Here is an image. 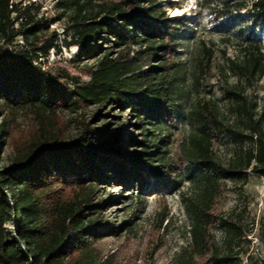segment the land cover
Returning a JSON list of instances; mask_svg holds the SVG:
<instances>
[{"label": "trees", "instance_id": "16d2710c", "mask_svg": "<svg viewBox=\"0 0 264 264\" xmlns=\"http://www.w3.org/2000/svg\"><path fill=\"white\" fill-rule=\"evenodd\" d=\"M11 1L0 0V153L5 140L14 148L10 165L0 168V264H87L91 240L130 232L138 213L134 208L120 225L106 220L107 202L115 199L92 200L94 184L120 183L123 191L136 183L138 203L149 177L158 181L159 191L174 185L166 147L168 127L178 120L175 37L183 31L181 19L157 9L156 0H59L78 50L70 65L51 74L40 65L56 48L55 38L39 35L49 22L36 18L32 5L21 10ZM202 1L216 19L245 10L264 28V0ZM17 37L23 44H14ZM237 48V56L223 66L237 81L221 86L224 109L207 100L192 112L196 126L184 155L201 178L196 195L183 199L189 244L173 264H240L237 248L245 231L216 215L215 205L222 181L244 185L249 173L264 178V112L247 93L264 77V45L241 32ZM90 58L95 62L89 65ZM78 101L114 105L125 118L111 115L118 120L113 132L86 125L74 139H64L54 131L57 114ZM21 110L35 122L22 140L14 128ZM222 136L233 147L225 164L213 151ZM7 222L10 233L3 230ZM213 224L224 235L221 243L211 233Z\"/></svg>", "mask_w": 264, "mask_h": 264}, {"label": "rangeland", "instance_id": "374dc122", "mask_svg": "<svg viewBox=\"0 0 264 264\" xmlns=\"http://www.w3.org/2000/svg\"><path fill=\"white\" fill-rule=\"evenodd\" d=\"M58 2L59 0L11 1L21 10L32 5L31 13L36 18L42 17L49 22L48 28H43L39 35L43 39L55 38L56 48L40 59V65L51 74L58 73L61 66L70 65L78 50L77 45H71L75 39L70 18L58 10ZM213 4L219 3L214 1ZM155 6L168 17L180 18L178 26L183 30L175 37L178 44L176 61L179 66L178 78L175 80L178 120L175 125L168 127L170 138L166 147V157L175 174L174 185L171 189L159 191L155 187L158 181L149 177L138 203L134 200L135 193L138 192L136 183L123 191L120 183L94 184L90 189L92 200L115 199L107 202L106 211L103 212L106 220L120 225L130 218L134 208H137L138 213L132 221L130 232L123 229L118 235L92 239L87 264H173L180 250L188 246L189 234L183 199L196 195L201 178L199 168L188 164L184 155L196 126V118L192 112L207 100L216 101L220 109H224L226 100L221 86L225 80L231 85L237 81L236 77L223 73V66L226 60L237 56L241 32L264 45V28L256 25L251 12L244 10L233 13L228 19H216L202 0H156ZM14 44H23L21 38L17 37ZM86 45L94 47L91 43ZM94 62L95 58L85 61L89 65ZM87 80V77L81 79L82 82ZM247 93L255 96L264 112V77L253 88H248ZM3 115L4 109L0 102V122ZM111 115L118 116L120 121L125 118L114 105L101 107L78 101L57 114L54 131L68 140L74 139L86 125L91 128L107 126L113 132L118 120L111 118ZM14 123L15 132L20 135L21 140L29 138L34 130L33 115L28 110H21ZM126 151L131 153L132 148L129 147ZM213 151L225 164L232 156L233 147L228 138L222 136L214 143ZM13 156L14 148L10 141L5 140L0 153V168L8 167ZM215 213L235 221L245 231L246 236L237 248L240 264H264V178L249 173L244 185L222 181ZM3 230L12 232V223L3 225ZM210 230L215 240L221 243L224 235L218 224L211 225ZM199 263L210 264L207 260H200Z\"/></svg>", "mask_w": 264, "mask_h": 264}, {"label": "bare ground", "instance_id": "6f19581e", "mask_svg": "<svg viewBox=\"0 0 264 264\" xmlns=\"http://www.w3.org/2000/svg\"><path fill=\"white\" fill-rule=\"evenodd\" d=\"M174 13H177V11H176V12H174Z\"/></svg>", "mask_w": 264, "mask_h": 264}]
</instances>
